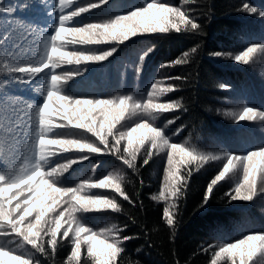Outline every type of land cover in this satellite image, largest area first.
<instances>
[{
	"label": "trees",
	"instance_id": "1",
	"mask_svg": "<svg viewBox=\"0 0 264 264\" xmlns=\"http://www.w3.org/2000/svg\"><path fill=\"white\" fill-rule=\"evenodd\" d=\"M30 2L31 0H5V6L16 7L18 11L13 14L0 13V27L5 29L10 22L13 29L27 27L31 23L40 28L48 26L46 32L34 29L35 34L29 44L33 41L39 43L44 36L51 34L53 17L45 16L44 10L50 11L57 0H43L39 12L35 9L20 10L21 4ZM144 2L145 0H108L107 3H101L100 0H73L71 7L65 11L69 12L77 6L98 4L99 7L76 18L81 21L79 26H82L86 23L104 22L118 14L126 15L134 8L143 6ZM160 2L180 7L190 18L195 19L200 28L195 32L140 34L122 44L109 41L100 45L69 46V50L73 47L85 48L97 54L112 47L118 50L107 61L65 64L56 69L57 73L83 72V75L73 76L66 81L65 91L77 98L133 95L137 99H144L151 84L156 81L162 87L174 85L175 90L161 96L158 102L177 101L182 108L160 114L152 111L151 115H144L143 112L126 114L114 131H128L137 123L147 120L154 127L164 128L171 143L183 144L188 141V145H195L198 151L204 153L215 155L229 152L242 155L264 146V121L257 119L240 122L225 114L244 106L264 111V55L257 53L248 64L233 59L252 43H264V17L258 15L259 11H264V0ZM245 4L249 8L255 7L257 13L245 11ZM27 47L25 45L26 49ZM194 47L197 52L193 54L191 49ZM148 49L152 51L141 65L140 57ZM36 50L33 49L34 52ZM185 52L189 53L187 58L184 57ZM217 52L223 55H214ZM177 59H186L187 62L179 65L172 63ZM162 65L170 66L161 67ZM169 77L180 79L169 80ZM3 79H7V76L0 77V80ZM33 85L32 90H29L27 85L12 83L6 86L5 93L18 98L23 107L24 101L41 98V86L36 85L35 81ZM57 107L53 104L51 112H55ZM168 119L174 120V123L165 128ZM57 131L64 137L98 143L96 137L79 129L65 128ZM146 134L147 130L136 133L135 142ZM109 142L110 145L114 142L112 137H109ZM124 143L121 142L122 152ZM147 147L146 143L137 154L134 168H129L116 155L107 152L80 153L73 150L52 158L51 166H55L66 162L67 158L78 160L81 155L89 156L88 160L79 161L68 172L56 175V187H76L82 181H95L116 171L123 177L121 187L136 202L135 206L123 200L113 189H92V194L115 198L122 211L102 210L76 214L86 226L98 232L113 223L121 228L127 226L120 235L134 238L123 242L125 251L117 257V264H212L220 245L234 242L248 233L264 232V204L257 203V197L252 201L229 202L230 198L225 195L241 180L239 171L230 173L224 181L214 186L209 203L203 205L207 187L222 170L226 162L224 159L210 160L199 170L195 164L181 165V175L189 168L192 171L187 178L186 190L174 201V207L169 206L173 203L171 198L167 202L153 199L163 190L168 149L159 152L152 150L149 163L145 165L143 161ZM257 196L264 199V193H260L259 189ZM166 208L173 213L174 227L167 224V217L164 215ZM94 214H98V217L93 218ZM51 215L53 214L50 213L49 216ZM9 239L14 240L13 244L8 245L16 249L13 255L23 254L29 264H67L73 248L71 234L58 243L54 256H45L26 243L17 247L21 245V238L14 235ZM0 243H6L4 238H0ZM210 244L213 245L212 248H209ZM45 248L51 252L47 243ZM85 258L86 245H82V264ZM254 260L255 264H264V259L259 256ZM0 264L16 262L10 255L0 257ZM217 264H229V261L222 257Z\"/></svg>",
	"mask_w": 264,
	"mask_h": 264
},
{
	"label": "snow or ice",
	"instance_id": "2",
	"mask_svg": "<svg viewBox=\"0 0 264 264\" xmlns=\"http://www.w3.org/2000/svg\"><path fill=\"white\" fill-rule=\"evenodd\" d=\"M100 2L107 3L108 0ZM42 3L43 0H31L30 3L21 4L20 10L35 9L39 12ZM72 3L73 0H57L50 11L44 10L45 16L53 17L51 34L44 36L39 43L33 41L29 44L35 34L34 29L46 32L47 25L40 28L31 23L27 27L13 29L10 22L8 28L0 27V77L7 76V79L0 80V165H3L0 167V238L6 241L0 243V257L11 255L16 264H29L23 254L13 255L16 249L8 246L14 243L13 239H9L13 235L21 238V245L17 247L26 243L45 256H54L58 243L71 234L73 248L67 264H82V245H86L84 264H117V257L125 251L123 242L134 238L120 235L127 226L121 228L113 223L98 232L86 226L76 214L102 210L122 211L115 198L92 194V189H113L129 204L135 206L136 202L121 187L123 177L118 172L109 173L95 181H82L76 187H56V175H62L79 161L89 159L88 155H81L78 160L67 158L66 162L51 166L53 157L73 150L80 153H111L129 168H134L137 154L146 143L145 165L149 163L152 150L159 152L168 149L163 190L153 199L167 201L171 198L173 203L170 207H174V201L183 195L187 178L191 175V168L181 175V165L195 164L199 170L210 160L224 159L226 162L209 183L203 205L209 203L214 186L237 171L241 174V180L225 194L230 198L229 202L252 201L258 195V184L259 192L264 193V146L242 155L229 152L215 155L204 153L198 151L195 145H188V141L183 144L171 143L164 128L154 127L147 120L137 123L128 131H114L126 114L152 111L165 113L182 108L177 101L158 102L161 96L175 90L174 85L162 87L156 81L151 84L144 99H137L133 95L77 98L65 91V83L73 76L83 75V72L56 71L65 64L107 61L118 50L112 47L97 54L85 48L73 47L69 50V46L100 45L109 41L122 44L140 34L195 32L200 25L194 18H190L180 7H173L160 0H145L143 6L134 8L126 15L118 14L104 22L79 26L81 21L76 18L99 5L92 3L77 6L66 12L65 9L71 7ZM243 7L252 13L258 11L255 7L249 8L247 4ZM17 11L16 7L5 6V0H0V13L13 14ZM258 15L264 17V11H259ZM25 45H28L27 49ZM34 48L37 49L35 52ZM151 51L146 50L140 57L141 65ZM191 52L194 54L197 49L194 47ZM257 53L264 55V43H252L233 59L248 64ZM214 55L223 54L217 52ZM188 56L189 53L185 52L184 57ZM185 62L186 59H177L172 63L179 65ZM166 66L170 65L161 67ZM34 81L41 86V98L24 101L23 107L18 98L5 93L6 86L12 83L27 85L32 90ZM53 104L58 106L55 112L50 110ZM225 114L239 121H264V111L248 106ZM173 123L174 120H168L165 127ZM65 128L90 133L98 143L64 137L57 130ZM141 130H147V134L135 142V134ZM109 137L114 141L111 145ZM122 141L125 142L123 152ZM50 213L53 215L49 216ZM164 215L167 224L174 227L173 213L166 208ZM45 243L51 252L46 250ZM212 247L210 244L209 248ZM257 256L264 259V232L248 233L234 242L220 245L212 264H217L222 257L229 264H255L254 258Z\"/></svg>",
	"mask_w": 264,
	"mask_h": 264
},
{
	"label": "bare ground",
	"instance_id": "3",
	"mask_svg": "<svg viewBox=\"0 0 264 264\" xmlns=\"http://www.w3.org/2000/svg\"><path fill=\"white\" fill-rule=\"evenodd\" d=\"M237 30H238V29H237ZM237 30H236V31H237ZM231 32H232V31H231ZM239 32H240V31H239ZM143 113H144V112H143ZM149 114H150V113H149ZM149 114H148V115H149ZM157 114H158V113H157ZM159 114H160V113H159ZM159 114H158V115H159ZM166 114H167V113H166ZM144 115H146V114L144 113ZM150 115H151V114H150ZM169 115H170V114H169ZM162 116H163V114H162ZM162 116H161V117H162ZM171 116H173V115H171ZM147 117H148V116H147ZM155 117H156V116H155ZM153 118H154V117H153ZM157 119H158V117H157ZM168 120H169V119H168ZM237 122H239V121H237ZM240 122H242V121H240ZM244 122H245V121H244ZM235 123H236V122H235ZM235 125H236V124H235ZM243 126H244V125H243ZM167 127H168V126H167ZM167 127H165V128H167ZM172 128H173V127H172ZM176 128H177V127H176ZM243 128H244V127H243ZM164 130H165V129H164ZM173 130H174V129H173ZM175 130H176V129H175ZM249 130H250V127H249ZM167 131H168V129H167ZM244 131H245V130H244ZM246 133H247V132H246ZM248 133H249V132H248ZM173 134H174V133H173ZM170 135H171V134H170ZM175 136H176V135H175ZM176 141H177V139H176ZM119 165H120V164H119ZM119 165H118V166H119ZM114 166H116V164H115ZM122 166H123V165H122ZM119 167H120V166H119ZM120 168H121V167H120ZM116 172H118V171H116ZM194 174H195V172H194ZM158 200H159V199H158ZM166 202H167V201H166ZM215 204H216V203H215ZM81 214H82V213H81ZM83 214H85V213H83ZM86 214H87V213H86ZM88 214H89V213H88ZM79 215H80V214H79ZM80 216H81V215H80ZM83 216H86V215H83ZM89 217H90V216H89ZM89 217H88V218H89ZM84 219H85V218H84ZM86 220H87V217H86ZM228 228H229V227H228ZM230 229H231V228H230ZM233 230H234V229H233ZM235 232H236V231H235ZM136 251H137V250H136ZM130 254H131V253H130ZM126 257H127V256H126ZM128 262H129V261H128Z\"/></svg>",
	"mask_w": 264,
	"mask_h": 264
},
{
	"label": "rangeland",
	"instance_id": "4",
	"mask_svg": "<svg viewBox=\"0 0 264 264\" xmlns=\"http://www.w3.org/2000/svg\"><path fill=\"white\" fill-rule=\"evenodd\" d=\"M258 189H259V184H258ZM257 197V203H262L264 204V199L262 197H259V196H256ZM93 218H97L98 217V214H94L92 215Z\"/></svg>",
	"mask_w": 264,
	"mask_h": 264
}]
</instances>
